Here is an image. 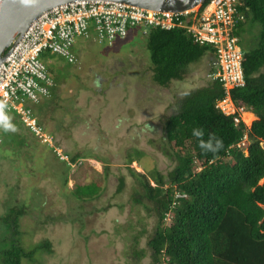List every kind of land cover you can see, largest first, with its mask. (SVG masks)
<instances>
[{
    "label": "rangeland",
    "instance_id": "obj_1",
    "mask_svg": "<svg viewBox=\"0 0 264 264\" xmlns=\"http://www.w3.org/2000/svg\"><path fill=\"white\" fill-rule=\"evenodd\" d=\"M257 30L259 25L245 24L240 44H248L247 36L255 39ZM143 35L132 28L110 45L77 36L75 63L49 53L56 86L36 114L56 142L53 150L26 127L12 125L11 115L4 120L8 135L0 132V214L9 206L25 208L19 227L23 241L50 243V251L36 257L38 264H151L147 240L155 217L132 200L142 189L128 169L149 176L173 166L174 159L161 151L163 120L183 93L212 77L208 53L189 65L181 80L167 87L155 84ZM74 154L80 157L69 163ZM119 178L124 185L116 192ZM103 180L97 199L74 197L76 187ZM134 236L136 250H143L139 257L130 251Z\"/></svg>",
    "mask_w": 264,
    "mask_h": 264
},
{
    "label": "trees",
    "instance_id": "obj_2",
    "mask_svg": "<svg viewBox=\"0 0 264 264\" xmlns=\"http://www.w3.org/2000/svg\"><path fill=\"white\" fill-rule=\"evenodd\" d=\"M240 11L243 21L238 22L234 34L239 37L245 24L248 28L259 25V31L255 39L244 38L248 41L245 46L238 39L243 50L244 84L230 89L229 94L236 106L254 115L251 124L246 127L242 121L235 123L233 115H225L215 107L225 90L212 77L209 83L183 93L174 112L163 120L161 151L174 159L173 166L165 174L155 169L149 176L128 169L142 189L141 194L136 191L132 195V200L155 217L147 240L151 264H264V0H243ZM143 34L155 84L167 87L173 80H181L186 68L208 53L211 75L215 71L214 47L194 41L185 28L154 27ZM49 53L40 55L53 81L49 94L27 103L36 117L37 107L56 86V69ZM9 115L12 125L24 126L16 112L10 111L5 118ZM37 121L40 124L38 117ZM4 126L3 121L0 132L4 130L8 135ZM244 134L245 145L237 147ZM38 141L50 150L56 145ZM202 142H211L215 150L202 147ZM79 157L71 155L68 162L76 163ZM104 182L78 186L73 195L79 201L97 199ZM123 185L119 178L116 192ZM24 212L23 207L9 206L0 214V264H22L24 260L38 264V254L50 251L48 241L35 245L23 241L19 227ZM166 217L168 223L164 222ZM133 239L130 251L142 256L143 250H136V236Z\"/></svg>",
    "mask_w": 264,
    "mask_h": 264
},
{
    "label": "built area",
    "instance_id": "obj_3",
    "mask_svg": "<svg viewBox=\"0 0 264 264\" xmlns=\"http://www.w3.org/2000/svg\"><path fill=\"white\" fill-rule=\"evenodd\" d=\"M242 5L243 0H209L203 6L172 12L115 1L82 0L43 12L4 51L0 63V127L7 113L14 111L31 133L52 145V136L41 128L27 104L47 96L48 87L53 84L40 55L50 52L68 63H75L72 46L77 36H93L98 42L110 45L114 39L126 36L129 29L136 28L145 33L154 27L185 28L194 41L214 47L215 71L211 77L225 90L224 96L216 100L215 107L225 115H233L235 123L242 121L249 126L252 117L246 120V109L236 106L229 94L230 89L244 84L243 50L234 34L238 22L243 19ZM245 142L244 134L237 147Z\"/></svg>",
    "mask_w": 264,
    "mask_h": 264
},
{
    "label": "water",
    "instance_id": "obj_4",
    "mask_svg": "<svg viewBox=\"0 0 264 264\" xmlns=\"http://www.w3.org/2000/svg\"><path fill=\"white\" fill-rule=\"evenodd\" d=\"M82 0H0V63L10 42L24 32L30 22L43 12ZM94 1V0H87ZM142 8L181 12L200 5L204 0H106Z\"/></svg>",
    "mask_w": 264,
    "mask_h": 264
},
{
    "label": "clouds",
    "instance_id": "obj_5",
    "mask_svg": "<svg viewBox=\"0 0 264 264\" xmlns=\"http://www.w3.org/2000/svg\"><path fill=\"white\" fill-rule=\"evenodd\" d=\"M242 13V12H241ZM242 15H243V13H242ZM244 16V15H243ZM241 21H243V19L241 20ZM130 30V29H129ZM141 32V31H140ZM237 36V35H236ZM238 37V36H237ZM238 39H239V37H238ZM246 109V108H245ZM246 112H247V116H250V117H252V120L254 119V115L250 112V111H248L247 109H246ZM37 118V117H36ZM252 122V121H251ZM245 124V123H244ZM251 124V123H250ZM245 126L246 127H248L246 124H245ZM197 135H199V133H197ZM246 135V134H245ZM244 136V135H243ZM246 141H247V136H246ZM240 142V141H239ZM245 145V144H244ZM220 146V141L219 140H217L216 141V147H219ZM202 147H204V148H207V149H212V150H215L213 147H212V144H211V142H209V143H207V144H204L203 142H202ZM244 151H245V149H244Z\"/></svg>",
    "mask_w": 264,
    "mask_h": 264
},
{
    "label": "bare ground",
    "instance_id": "obj_6",
    "mask_svg": "<svg viewBox=\"0 0 264 264\" xmlns=\"http://www.w3.org/2000/svg\"><path fill=\"white\" fill-rule=\"evenodd\" d=\"M248 118L250 119V116H247V115H246V119H248Z\"/></svg>",
    "mask_w": 264,
    "mask_h": 264
},
{
    "label": "crops",
    "instance_id": "obj_7",
    "mask_svg": "<svg viewBox=\"0 0 264 264\" xmlns=\"http://www.w3.org/2000/svg\"><path fill=\"white\" fill-rule=\"evenodd\" d=\"M139 32H140V30H139ZM108 45V44H107Z\"/></svg>",
    "mask_w": 264,
    "mask_h": 264
},
{
    "label": "flooded vegetation",
    "instance_id": "obj_8",
    "mask_svg": "<svg viewBox=\"0 0 264 264\" xmlns=\"http://www.w3.org/2000/svg\"><path fill=\"white\" fill-rule=\"evenodd\" d=\"M99 81V80H98Z\"/></svg>",
    "mask_w": 264,
    "mask_h": 264
}]
</instances>
